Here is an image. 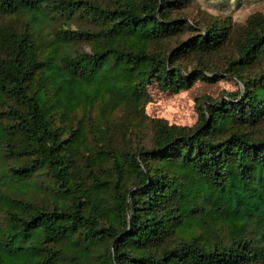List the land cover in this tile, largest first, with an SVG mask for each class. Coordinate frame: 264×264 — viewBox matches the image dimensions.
I'll return each mask as SVG.
<instances>
[{
	"label": "trees",
	"instance_id": "1",
	"mask_svg": "<svg viewBox=\"0 0 264 264\" xmlns=\"http://www.w3.org/2000/svg\"><path fill=\"white\" fill-rule=\"evenodd\" d=\"M185 1L0 0V18L31 21L0 26V264H264V15L233 39L230 21L191 26ZM47 6L97 27L43 40ZM229 77L241 94L200 99L193 127L153 120L142 145L149 85ZM112 124L117 154L100 149ZM108 162L110 182L94 171ZM45 172L51 207L25 192ZM198 215L213 234L177 233Z\"/></svg>",
	"mask_w": 264,
	"mask_h": 264
},
{
	"label": "rangeland",
	"instance_id": "2",
	"mask_svg": "<svg viewBox=\"0 0 264 264\" xmlns=\"http://www.w3.org/2000/svg\"><path fill=\"white\" fill-rule=\"evenodd\" d=\"M83 1H90L104 8H113L118 0ZM184 5L191 26L198 25L204 29L206 26L216 21L220 23L230 21L233 24V29L231 30L233 39L244 29L250 15L257 13L264 15V0H186ZM47 7L50 9L47 15L48 18L40 25V35L43 40H52L59 31H67V33L69 32L68 35L71 36L82 31H94L97 27L94 21L82 16L80 12H75L70 16H64L59 15L56 12L57 10H54L51 6ZM26 24L31 25L30 17L28 16H19L15 14L0 18V26L12 25L16 27H25ZM191 34L192 32H189L187 35ZM232 47H234V44L231 40L226 52L229 53ZM71 48L75 53L85 50L88 51L89 49L88 45L81 41H76ZM221 62L222 56L218 59V63ZM236 91H239L241 94L243 87L235 78L230 77L215 81L214 83L197 81L192 88L180 91L176 94L164 92L160 90L156 82L152 83L147 87L149 101L142 109V119L144 122L142 123L143 125L138 128L140 132L144 133L142 145H150V139L153 134V120L162 121L168 125L193 127L197 121L196 105L200 99L210 97L219 100L220 98H226L225 93ZM132 120L134 119L132 115H130L125 125L126 129H130L128 123ZM121 135L127 136L124 129L119 127V125H110L108 133H106L104 137V142H107V147H104V142H102L100 144V149H108L115 154L119 153L124 145L123 140H120ZM75 164L76 167L83 165V163L79 161H76ZM94 171L100 179L104 180L110 178L108 173L111 175L115 174L113 163L109 162L102 163L99 167L94 168ZM81 175L84 183L90 184V180L86 179L84 174L81 173ZM36 180L38 187H41V189L34 190L28 188L25 192L32 198L33 203L42 206L50 204L51 207L58 193L56 189H52V186L49 185V181L51 180L50 175L46 172L40 175L38 174ZM110 181L111 179H109V182ZM175 230L185 238H192L197 235L209 237L214 231L203 215L185 216Z\"/></svg>",
	"mask_w": 264,
	"mask_h": 264
}]
</instances>
